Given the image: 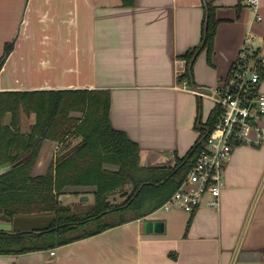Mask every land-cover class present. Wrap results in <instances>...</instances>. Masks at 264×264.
<instances>
[{
	"label": "crops",
	"instance_id": "crops-1",
	"mask_svg": "<svg viewBox=\"0 0 264 264\" xmlns=\"http://www.w3.org/2000/svg\"><path fill=\"white\" fill-rule=\"evenodd\" d=\"M206 1L0 0V56L15 41L0 90L107 89L111 122L139 143L141 164L171 165L200 139L216 106L183 88L178 58L194 50L190 83L216 86L247 38L264 53V0L260 19L247 0H211L217 26L209 59ZM42 143L37 174L55 158V140ZM73 188L94 198V186ZM208 200L192 211L158 208L52 248L2 253L0 264H264V142L235 148L221 206ZM147 218L163 220L164 229L147 231Z\"/></svg>",
	"mask_w": 264,
	"mask_h": 264
},
{
	"label": "trees",
	"instance_id": "trees-1",
	"mask_svg": "<svg viewBox=\"0 0 264 264\" xmlns=\"http://www.w3.org/2000/svg\"><path fill=\"white\" fill-rule=\"evenodd\" d=\"M135 0H123L125 5ZM204 45L211 58L217 26L214 5L206 1ZM15 45L5 42L0 70ZM194 50L183 78L191 80ZM107 89L59 88L0 90V220L16 213L55 211L47 229L0 230V254L52 248L121 223L144 217L161 207L186 178L203 146V136L214 126L216 104L200 139L173 164L142 165L140 145L127 132L113 126ZM82 112L81 116L71 112ZM10 112L8 122L4 121ZM36 114L31 129L22 128V113ZM65 140L47 171L33 175L43 139ZM111 166H116L112 169ZM94 186L92 201L65 204L59 195L67 188ZM116 198H122L118 201Z\"/></svg>",
	"mask_w": 264,
	"mask_h": 264
},
{
	"label": "built area",
	"instance_id": "built-area-1",
	"mask_svg": "<svg viewBox=\"0 0 264 264\" xmlns=\"http://www.w3.org/2000/svg\"><path fill=\"white\" fill-rule=\"evenodd\" d=\"M256 11L259 0H247ZM183 88L212 98L220 107L213 127L203 136V146L186 178L160 208L178 207L192 211L208 194V204L221 206V192L225 182V168L235 148L240 144L264 142V53L258 51L247 38L224 80L216 86H197L183 73L187 60L178 58ZM54 253V250L51 251Z\"/></svg>",
	"mask_w": 264,
	"mask_h": 264
},
{
	"label": "water",
	"instance_id": "water-1",
	"mask_svg": "<svg viewBox=\"0 0 264 264\" xmlns=\"http://www.w3.org/2000/svg\"><path fill=\"white\" fill-rule=\"evenodd\" d=\"M11 164L0 165V173L8 170ZM87 195L81 197L87 199ZM55 211H42L32 213H16L11 220H0V230L2 231H30L47 229L55 220ZM147 231H161L164 229V222L160 219L147 218L145 220Z\"/></svg>",
	"mask_w": 264,
	"mask_h": 264
},
{
	"label": "rangeland",
	"instance_id": "rangeland-1",
	"mask_svg": "<svg viewBox=\"0 0 264 264\" xmlns=\"http://www.w3.org/2000/svg\"><path fill=\"white\" fill-rule=\"evenodd\" d=\"M13 40H14V38H13ZM33 113L34 112H32L30 115L27 114L26 112H23L22 113V127H24L23 128V131L28 132L31 129V126L33 125V123L35 122V121H31V119H30L31 116L33 115ZM71 114H74V115L76 114L77 116H81L82 112L81 111L80 112L73 111V112H71ZM26 115L28 116V118L26 117ZM23 116H24L25 120H23ZM9 118H10V112H7L6 113V116L4 118V121L5 122H8L9 121ZM35 119H36V114H35ZM23 123H25V125ZM45 139H49V138H45ZM45 139H43L42 142H44ZM68 139L73 140V142H76L77 140L80 139V137H73V136L70 137V135H69L64 140H55V143H54V145L52 147V150H51V154H54V156H55L57 154V152L60 150V148L63 146L65 140H68ZM42 145H44V144L41 143L40 149H44V146H42ZM37 160H38V157H37ZM47 162L48 161H46V164H48ZM34 167H35V165H34ZM34 170L35 169L33 168L32 174L33 175H37L36 171H34ZM81 194H84V196L87 195L88 196L87 199H85V198H82L81 199L80 198L81 197ZM59 197H60L61 201L63 203H65V204H74L77 201H79V199H81V200H88V201H92L93 200L92 198H90V194L89 193H82L81 191H74L73 189H70V188H67V190L65 192H62L59 195ZM116 199L118 201L122 200V198H116Z\"/></svg>",
	"mask_w": 264,
	"mask_h": 264
}]
</instances>
